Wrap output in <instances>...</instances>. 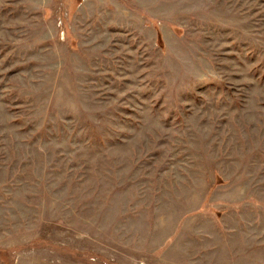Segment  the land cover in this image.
<instances>
[{
  "label": "rangeland",
  "instance_id": "1",
  "mask_svg": "<svg viewBox=\"0 0 264 264\" xmlns=\"http://www.w3.org/2000/svg\"><path fill=\"white\" fill-rule=\"evenodd\" d=\"M0 264H264V0H0Z\"/></svg>",
  "mask_w": 264,
  "mask_h": 264
}]
</instances>
